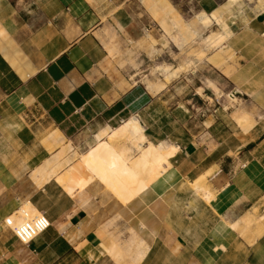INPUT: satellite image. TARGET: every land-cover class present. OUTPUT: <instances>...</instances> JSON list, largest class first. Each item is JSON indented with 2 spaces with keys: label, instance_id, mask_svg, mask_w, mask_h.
<instances>
[{
  "label": "crops",
  "instance_id": "1",
  "mask_svg": "<svg viewBox=\"0 0 264 264\" xmlns=\"http://www.w3.org/2000/svg\"><path fill=\"white\" fill-rule=\"evenodd\" d=\"M171 13L178 23L164 0H0V264H120L114 240L128 263L140 239L134 264H264V12L231 19L222 47L194 59L192 88L157 89L108 48L168 29ZM228 85L254 103L229 112ZM133 116L148 141L175 145L165 176L126 202L99 180L69 189L82 154ZM20 207L52 222L28 244L5 222Z\"/></svg>",
  "mask_w": 264,
  "mask_h": 264
},
{
  "label": "rangeland",
  "instance_id": "2",
  "mask_svg": "<svg viewBox=\"0 0 264 264\" xmlns=\"http://www.w3.org/2000/svg\"><path fill=\"white\" fill-rule=\"evenodd\" d=\"M164 1L167 4L168 2L171 3L177 10L178 15L175 14V16L178 19V23L176 22V20L172 21L174 17V13H171L169 14L168 19L172 24H169L168 29H165L163 25L161 27L159 21L156 19L159 26L156 27L155 25H153L154 27L153 32L151 33L149 32L146 34L144 32V35L140 39L134 41L133 43L124 42V40H121L120 38L115 39L111 47L108 48V50L110 51V54L112 56L118 57L119 66H121L123 69H128V68L132 69L131 74L132 75L137 74V77H139L146 85L147 84L163 85L166 83L172 88L173 87L192 88L196 84V81L193 80V71L194 69L196 70L199 68L198 64L194 68V64H195L194 59L196 58L200 61H204L211 52L216 53L222 47L221 43L227 39L225 37L219 38L218 36L220 34L229 32V29L232 28L230 27L232 15H234L233 17L238 20H242L243 18H252L254 17V15L250 12L247 4H249L251 7H255L256 4L258 5V3H260L259 2L260 0H238L237 2H232V6H231L229 0H219L220 3H225V4L223 8H219L220 10L218 9L219 14L217 15V19L214 18L208 23H205L203 22L202 17L205 15L213 16L216 10L213 11L212 14L208 13L207 11H204L202 6L203 4L199 0H164ZM217 1L218 0H216V4L218 6L219 3H217ZM203 3H208V2L204 1ZM216 38L218 39V43H217L219 44L218 46L217 45L215 46L214 41ZM231 55L232 54L228 52V59L231 58ZM220 57H221L220 54L217 53L213 58H210L208 60L212 63L217 64L220 60ZM168 65H170L171 67L173 66L172 67L173 69L177 68L179 74L178 76L182 75L186 77L185 79L183 78L184 81L181 78L179 80V84H177V82L170 84L172 83L173 79H176L178 76H175L170 79L165 78V74L162 70H160V68ZM204 67H205L204 64H201L200 71L201 73L204 72L205 74H207V70ZM165 86L166 85L162 87ZM156 88L158 89V86ZM231 89L232 88L230 87V85H228L229 112L232 110L239 111V113L244 112V110L247 109L246 105H252V103H254V98H255L254 96L242 97L244 99H238V96L235 98V95L237 94L236 90L235 89L231 90ZM217 91L218 93L220 92L219 90ZM172 94L173 95L170 96V98L172 100H175L177 94L175 91H173ZM220 99L222 98L220 97ZM245 115H247L251 121L243 122L238 118L240 124L242 125L244 124L245 126H250L255 123V119L250 114H245ZM112 131L111 130L107 131L104 134L102 140L98 141L97 143L101 141H106L108 139L109 133H111ZM118 146L119 147L124 146L123 149L127 147L126 152L123 153L124 155L123 157H122V151L124 152L125 149L122 150V147H120L121 150L119 151ZM136 146L137 145L134 144L132 147V144H130L129 142L127 143L126 139H121L120 141L117 142V144L114 147L115 150H118L116 151L117 153L115 152L114 149H112L114 152L111 151L110 154L108 153L110 156H108L107 154L109 158L107 157V159L106 158L99 159L96 162V165L94 166L88 164L87 167L86 162H83V158H81V161H78V163H76V165L70 170L69 174L65 178H63V181L69 180L68 188L69 189L71 188V190H73L74 192L77 191L79 192L82 188H85L87 186L86 185L87 182L91 183L94 180H99L121 201L123 202L129 201L133 196L137 195L138 190L134 193L133 196L129 198V196L127 195L128 193L124 191V188H122L124 183H118L116 184V186H114V184L117 183L118 181H122V182L127 181L128 183L130 182V180L128 179L129 176L120 174V169H122V167L123 169L131 168L133 164L132 158L134 159L137 155H139L140 152L139 150L140 148ZM129 147H131V149H129ZM80 148H85V147L82 146ZM88 150L85 153H87ZM135 150L137 151L136 154H134ZM80 152H81L80 150L77 151L76 157H79ZM130 153L131 155H129ZM120 156L121 158H123V162L121 163L124 166H122L121 163L117 162ZM115 163L117 164L114 165ZM114 167L115 168L118 167V169H116L115 171L113 170ZM165 174H166V170L159 177V179L163 175L165 176ZM170 176L171 175H168L164 179L168 180ZM124 178L126 179L124 180ZM203 179L201 180V182L203 183L202 184L203 189L200 191L206 190L207 180L204 179L203 181ZM134 182L133 183L130 182L128 187H130V185L133 184L134 188L135 186L136 188H138L139 185L142 183V182L137 183V181ZM142 245H145V243L143 242L142 239H140V241L136 244L138 250L135 253L133 262H138L145 254L144 250H140V247ZM120 248L123 257L121 263L127 264L125 260V255L123 253H128L131 248V245L126 246V248L129 249L128 251L126 250V248H123L122 246H120ZM133 262H128V263L134 264Z\"/></svg>",
  "mask_w": 264,
  "mask_h": 264
},
{
  "label": "bare ground",
  "instance_id": "3",
  "mask_svg": "<svg viewBox=\"0 0 264 264\" xmlns=\"http://www.w3.org/2000/svg\"><path fill=\"white\" fill-rule=\"evenodd\" d=\"M237 1L238 0H229L231 6H232V2H237ZM259 2L260 3H258V5L256 4L257 6L255 5V7H251L249 4H247L248 7H249L250 12L252 14H254V15L259 14V12H264V0H260ZM217 10L215 11V14L213 16H210V15L203 16L202 17L203 22L208 23L209 21H211L214 18L217 19V15L219 14V10L220 9L218 11ZM233 16L234 15H232V18H233ZM232 32H233V28H230L229 32L220 34L218 37L219 38H224V37L228 38L231 35ZM214 42H215V46L219 45V44H217L218 43V39L217 38L215 39ZM201 54H202V52H201ZM160 67H162V66H160ZM172 67L170 65H168V66H163L162 68H160V70H162L164 72L165 78L170 79V78H173V77L179 75L178 74V69L177 68L173 69ZM164 85H166V83L163 84V85L159 84L158 88H161ZM121 139H126L127 143L129 142L130 144H132V147L135 144V145L138 146V148H140L139 149L140 150L139 155H137L134 159L132 158V161H133L132 163L133 164H132V166L130 164L131 168H128V169L124 168L123 169V167H122V169H120V174L129 176L128 179L130 180L131 183H133L134 181H137V183H139V182H142V183L139 185L138 188H136V186L134 188L133 184H131L130 187H128L130 182L128 183L127 181H123V182L122 181H118L117 183L114 184V186H116V184H118V183H124L122 188H124V191H126L128 193L127 195L130 198L131 196L134 195V193L137 190H138V193H137V195H138L141 192L145 191L151 184L160 181L159 177L165 172L166 166H170L171 165L170 158L175 154L177 149H176L175 145L167 144L164 141L163 142H159L157 144H154L152 141H148V138H147V135L145 133L144 127L141 125L139 119L137 117L133 116L128 121H126L125 123L120 125L119 127L114 128L113 131L111 133H109L108 139L106 141H101V142L97 143L96 145L90 147L88 152L82 155L83 162H86L87 167H88V164L89 165H93V166L96 165V162L99 159H101V158H103V159L106 158L107 159V157L110 156L109 155L110 152L111 151L114 152L112 149L115 150V148H114L115 145ZM144 143H146V144H144ZM120 147H122V146H120ZM120 147L118 146L119 151L121 150ZM123 147H122V150H124V149L125 150H124V152L122 151V157L124 156L123 153L126 152V148H127L126 147V148L123 149ZM129 149H131V147H129ZM116 151H118V150H115V152ZM131 153L129 155H131ZM107 154H108V156H107ZM112 160H115V159H112ZM126 160H127V157H126ZM117 162H119V163L123 162V158H121V156H120L118 158ZM116 164L117 163H115L114 165H116ZM121 165L124 166L122 163H121ZM117 166H119V165H117ZM114 168H113V170H115V171H116V169H118V167H116L115 169ZM125 179L126 178H124V180ZM89 183L90 182H87L86 185H88ZM125 184H127V185H125ZM202 184L203 183L201 182V179L200 180H196L193 183L191 182V187H192L191 188V195H190L191 198L194 199L199 194L200 190L203 189V185ZM83 189L84 188H82L80 191H82ZM135 196H133L132 198H134ZM206 197L209 198V195H206ZM41 214H44V215L48 216L47 213L39 211L37 209H34V211L32 213H30L25 207H20V209L16 213H14L12 216H10V220H12L14 223H21V222H23L25 220H29V219L35 218V217H37V216H39ZM49 221H50V223L52 225V222H51L50 219H49ZM246 223H247V225L250 224L251 223L250 219H248ZM129 230L132 232L131 228ZM126 250L128 251L129 249L126 248ZM109 253L112 254L111 257L115 258L116 261H118L120 264H125V263H121V260L123 259V257H122V254H121V248H120L117 240H114L112 242V244H110ZM105 256H106V254H105ZM127 264H129V263H127Z\"/></svg>",
  "mask_w": 264,
  "mask_h": 264
},
{
  "label": "built area",
  "instance_id": "4",
  "mask_svg": "<svg viewBox=\"0 0 264 264\" xmlns=\"http://www.w3.org/2000/svg\"><path fill=\"white\" fill-rule=\"evenodd\" d=\"M5 222L10 227L15 236L19 239V241L25 244L30 243L51 227L49 218L44 214L29 220H25L21 223H14L12 220H10L9 216Z\"/></svg>",
  "mask_w": 264,
  "mask_h": 264
}]
</instances>
